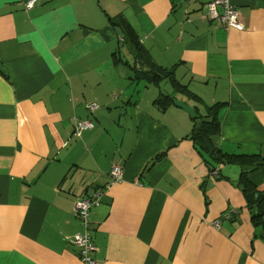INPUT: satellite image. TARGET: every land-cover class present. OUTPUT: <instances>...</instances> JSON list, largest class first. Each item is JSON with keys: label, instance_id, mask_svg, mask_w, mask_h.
Segmentation results:
<instances>
[{"label": "crops", "instance_id": "crops-1", "mask_svg": "<svg viewBox=\"0 0 264 264\" xmlns=\"http://www.w3.org/2000/svg\"><path fill=\"white\" fill-rule=\"evenodd\" d=\"M211 1L0 0V264H82L74 202L95 189V264H264L236 186L250 167L211 173L190 114L158 101L222 104L213 146L264 157V0H232L242 31L209 20ZM171 68L202 104L139 78ZM249 181L264 193V167Z\"/></svg>", "mask_w": 264, "mask_h": 264}, {"label": "trees", "instance_id": "trees-1", "mask_svg": "<svg viewBox=\"0 0 264 264\" xmlns=\"http://www.w3.org/2000/svg\"><path fill=\"white\" fill-rule=\"evenodd\" d=\"M138 72V71H137ZM139 73V72H138ZM141 79L147 82L163 81L173 75V68L159 69L154 72L146 71L140 72ZM171 81V80H170ZM174 93L185 94L188 99L194 103L202 104V100L187 90L185 86L171 81ZM162 99L158 98L160 103L168 100V105L174 104L175 98L161 95ZM222 104L215 103L211 106H206L205 114L200 115L197 113L192 117V127L188 135L184 139L189 140L196 152L202 156L204 164L209 168L211 173L215 172L216 167L224 164H233L236 166H248L250 170L240 172V178L236 186L241 190L246 203V209L250 213V220L256 226H261L264 229V193L259 192L255 185L249 181V177L255 173L259 167H264V157L256 154H227L223 153L219 148L213 146L211 137L218 135L220 132V119L218 117V110ZM165 108V107H163ZM162 108V109H163ZM194 110L195 107H194Z\"/></svg>", "mask_w": 264, "mask_h": 264}, {"label": "built area", "instance_id": "built-area-1", "mask_svg": "<svg viewBox=\"0 0 264 264\" xmlns=\"http://www.w3.org/2000/svg\"><path fill=\"white\" fill-rule=\"evenodd\" d=\"M37 0H28L26 3V8H32ZM206 16L211 21H216L220 24L225 25L227 28H233L235 30H244V25L240 21V16L236 10L232 0H212L205 6ZM90 111L97 109L95 104H90L87 106ZM94 124L91 120H74V129L76 134L79 135L84 131L91 130ZM110 181L107 188L114 184L122 181V167L119 165H113L109 172ZM102 190L95 189L87 197L76 199L74 202V215L80 221L84 232L75 235L70 243L78 247L79 249V259L82 264H95L91 257L92 252H94V243L88 233L89 226V211L92 207L99 205L101 201ZM226 219H230V215H224ZM219 221L213 223L215 227L218 226Z\"/></svg>", "mask_w": 264, "mask_h": 264}, {"label": "water", "instance_id": "water-1", "mask_svg": "<svg viewBox=\"0 0 264 264\" xmlns=\"http://www.w3.org/2000/svg\"><path fill=\"white\" fill-rule=\"evenodd\" d=\"M174 105L186 112H188V114H190L191 117H195L196 113H195V110L194 108H191L190 106L186 105V104H183L179 101H174Z\"/></svg>", "mask_w": 264, "mask_h": 264}, {"label": "rangeland", "instance_id": "rangeland-1", "mask_svg": "<svg viewBox=\"0 0 264 264\" xmlns=\"http://www.w3.org/2000/svg\"><path fill=\"white\" fill-rule=\"evenodd\" d=\"M131 18V17H130ZM130 21H132L131 19H130ZM120 46H122V47H125L126 46V44H121ZM170 80L173 82V81H175V78L174 77H172V76H170ZM166 81H168V80H166ZM169 82V81H168ZM181 86H184V85H181ZM167 88H169V87H167ZM165 89V88H164ZM163 94H165V93H163ZM202 100H203V98H202ZM204 102H205V106H207V104H206V102L208 101L207 99H204L203 100ZM208 107V106H207ZM229 169H231V166L230 167H228V171H229Z\"/></svg>", "mask_w": 264, "mask_h": 264}]
</instances>
